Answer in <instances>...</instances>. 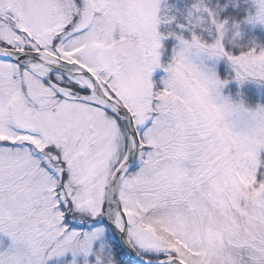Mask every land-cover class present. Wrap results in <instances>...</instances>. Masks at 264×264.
Segmentation results:
<instances>
[{
	"label": "snow or ice",
	"instance_id": "snow-or-ice-1",
	"mask_svg": "<svg viewBox=\"0 0 264 264\" xmlns=\"http://www.w3.org/2000/svg\"><path fill=\"white\" fill-rule=\"evenodd\" d=\"M264 0H0V264H264Z\"/></svg>",
	"mask_w": 264,
	"mask_h": 264
},
{
	"label": "trees",
	"instance_id": "trees-1",
	"mask_svg": "<svg viewBox=\"0 0 264 264\" xmlns=\"http://www.w3.org/2000/svg\"><path fill=\"white\" fill-rule=\"evenodd\" d=\"M245 32L252 31L256 34V39L260 40L261 42H264V32H261L260 30L254 29V30H249L244 26ZM251 92L252 95L248 97L249 102H254L255 100H259L264 102V91L262 94H259L258 92L252 90V89H246L245 94L246 96L248 95V92Z\"/></svg>",
	"mask_w": 264,
	"mask_h": 264
},
{
	"label": "rangeland",
	"instance_id": "rangeland-1",
	"mask_svg": "<svg viewBox=\"0 0 264 264\" xmlns=\"http://www.w3.org/2000/svg\"><path fill=\"white\" fill-rule=\"evenodd\" d=\"M246 28L249 30L257 29V30H260L261 32H264V26H262V25H257L254 28H252L250 26H246ZM243 88H244V90L252 89V90L258 92L259 94H262L264 91V86H258L255 83H246L243 85Z\"/></svg>",
	"mask_w": 264,
	"mask_h": 264
}]
</instances>
